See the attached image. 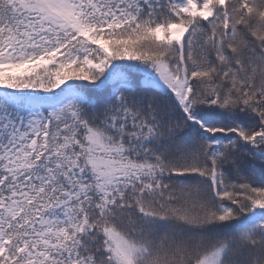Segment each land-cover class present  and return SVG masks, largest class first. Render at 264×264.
I'll return each mask as SVG.
<instances>
[{
	"label": "snow or ice",
	"instance_id": "obj_1",
	"mask_svg": "<svg viewBox=\"0 0 264 264\" xmlns=\"http://www.w3.org/2000/svg\"><path fill=\"white\" fill-rule=\"evenodd\" d=\"M0 264H264V0H0Z\"/></svg>",
	"mask_w": 264,
	"mask_h": 264
}]
</instances>
